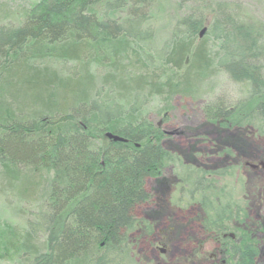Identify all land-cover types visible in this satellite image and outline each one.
I'll return each mask as SVG.
<instances>
[{
	"label": "trees",
	"instance_id": "obj_1",
	"mask_svg": "<svg viewBox=\"0 0 264 264\" xmlns=\"http://www.w3.org/2000/svg\"><path fill=\"white\" fill-rule=\"evenodd\" d=\"M106 1L40 0L33 12L22 11L18 25L0 27V97L10 103L1 107L6 117L0 122L1 175L27 180L23 171H12L20 167L52 176L29 228L0 226V256H15L19 264H108L111 257L113 264L125 259L137 264L130 245L149 228L140 221L162 210L158 195L167 182L162 173L168 162L179 160L165 146L171 137L162 119L151 122L145 107L154 97L195 93L213 68L245 84L248 96L230 108L220 102L203 106L209 124L225 134L212 142V150L226 166L200 168L198 182L207 191L196 189L185 197L198 206L194 220L206 230L224 231L244 208L248 224L264 225V180L243 174L253 150L264 157L263 31L249 25L260 31L254 36L242 24L219 22L209 29L212 44L208 36L197 43L204 26L192 15L155 51L152 32L142 31L155 0ZM124 10L126 17L113 18ZM228 26H236V46L229 49L228 33L219 34ZM222 170L224 179L246 189V199L222 194L217 183ZM148 179L157 184L152 193ZM28 183L18 189L19 196L34 199ZM232 184L230 192L237 189ZM210 188L218 192L208 194ZM154 198L157 210L137 218V207ZM166 217L172 219L160 218ZM250 233L241 244H227L230 264H256L261 240Z\"/></svg>",
	"mask_w": 264,
	"mask_h": 264
},
{
	"label": "rangeland",
	"instance_id": "obj_2",
	"mask_svg": "<svg viewBox=\"0 0 264 264\" xmlns=\"http://www.w3.org/2000/svg\"><path fill=\"white\" fill-rule=\"evenodd\" d=\"M38 1L40 0H0V27L18 25L21 20L22 11ZM115 1L116 0H107L105 5L110 2L114 3ZM150 3H152L151 9H148L149 16L146 22L142 25V31L147 30L152 32V48L155 51L161 49L164 44L171 39L174 28L179 21L182 22L192 15L202 18L203 26L207 27V31L204 35L202 37L199 35L198 40L196 41L197 43H199L200 39L208 36L207 43L212 44L213 36L208 34L209 29L219 22L223 24L231 23L233 21L246 23L248 25H253L256 29L262 30L264 34V0H155L153 2L150 1ZM103 10L104 5H102L100 10L101 15H104ZM111 13L113 12L110 11L106 15L110 16ZM127 15L128 12L124 10L121 14H117V16L113 18L126 17ZM248 25L242 26L254 36L256 32H260ZM235 27L236 26H228L227 28L224 27L219 30V34L221 35L224 32L228 33V38L224 39L226 43L224 45L228 49L236 46L235 43L232 42L233 37L236 35ZM217 42H219L217 44H220V41ZM214 50H218L217 46ZM246 90L247 86L233 80L227 71L222 69L216 70L213 68L210 74L206 77L204 83L197 87L195 93H177L167 98L154 97L147 104L145 107L146 117L154 124H158L162 119V129L165 132L172 133L171 135L166 133L171 139L165 140V146L169 151L179 156V160L177 159L176 161L168 162L162 173V178L166 179L167 182L163 185L164 189L160 191L158 195L161 199L159 206H162V210L157 213L158 215H168L169 211L172 213L173 210L174 214L172 217L174 220H194L196 208H198V206L191 205L185 196L192 194L194 190H196V185H198V183L199 185H202L198 182L200 180L199 178L203 175L200 173V168L204 169L205 165L211 168H224V166L220 165L225 164L224 160L214 154L212 150V142L214 143L215 141L222 139L225 137V134L223 132H216L213 126L209 124L204 116L203 106L205 103L220 102L224 104V106L230 108L247 98L248 95ZM0 98H3V101H5L4 104L0 103V122H5L6 117L1 113V107L5 104L9 105L10 103L7 102L8 100L3 94ZM259 156V152L253 150L251 153V159L248 161L255 163V160H258ZM15 169L20 172L23 171L25 176H27L25 178L28 179L19 182V180H14L9 174L4 177L0 172V226L2 227L7 223L20 230H25L30 227L33 221H36L39 209L41 208V194L45 193L44 185L46 184L48 186V179L52 178V176L47 174L39 175L31 170L27 171L20 167L13 168L12 171L14 172ZM219 173L221 178H217V183L218 187L223 190L222 194L226 193L224 195L234 197L235 199L238 197L241 200L246 199L245 196H243L246 189L244 188L241 190V188H239L241 185L239 181H233L229 178L224 179V170ZM245 173L247 175L248 173H254V171L247 167ZM40 176L44 178H40ZM189 177L191 178V181L188 183L189 185L187 184L185 187L184 182ZM262 179L264 180V177ZM30 180L31 182L28 183ZM25 181H27L30 187L29 189L32 190L34 199L27 195L19 196L18 189L22 190V187L27 185ZM231 181L237 184V189H234V192H230L233 186ZM177 185L183 187L182 194L176 188ZM156 188V181L148 179L147 189L152 193ZM252 191L253 190H251V192ZM214 192H218V189L210 188L207 193L213 194ZM183 199H185L186 205L184 201H182ZM165 200L169 205L166 203L164 204ZM158 203L159 201L154 198L153 200L140 205L136 209L135 216L137 218L145 217L151 211L157 210L156 207ZM188 203L190 206H188ZM181 206L183 209L179 210L178 208ZM241 206H243V204H241ZM260 214H263V211H261ZM166 218L162 221L165 224L168 222L167 220H169L168 218L166 220ZM157 229L160 231L164 228ZM193 230L194 235H198L200 240L206 237L200 227V223L195 222L194 225L185 228L182 233V238L173 237L169 243V263L186 264L187 261L185 258L190 255L195 247L194 243L190 244L186 242V237L192 234ZM37 234L39 242L42 244L44 237L41 236L40 231H38ZM169 235L171 238L173 233L169 232ZM152 239H158L157 235L154 237L143 236V238L137 242L136 248L131 249L136 255V259H133L135 263L156 264L158 254L152 249ZM259 239L261 240L259 242L260 252L255 259V263L264 264L263 234L258 240ZM206 246L209 247L206 249L208 251L206 260L195 261L194 263H192V260H189L188 263L214 264V262L209 260V254L213 253L216 247L211 243H207ZM17 259L18 258L15 256L14 260L6 255L0 256V264H19L16 261ZM149 259L151 261H149ZM112 261H114V257L108 259V264H113ZM122 261L123 262L118 263L116 260L114 264H133L126 259Z\"/></svg>",
	"mask_w": 264,
	"mask_h": 264
},
{
	"label": "flooded vegetation",
	"instance_id": "obj_3",
	"mask_svg": "<svg viewBox=\"0 0 264 264\" xmlns=\"http://www.w3.org/2000/svg\"><path fill=\"white\" fill-rule=\"evenodd\" d=\"M246 161H244V167H243L244 170H246V168L248 167L249 169L254 171V173H250V174L255 175L258 178L262 179L264 177V167L260 165L259 162L264 161V157L262 159L259 158L258 160H255V163L252 162L253 164L258 165L257 167H254V168L246 166ZM243 174H246L245 171H243ZM178 209L182 210L183 207L181 206ZM155 211L156 210H153V212ZM241 211L242 213H241L240 219L230 221L229 222L230 224L228 227L225 228V231H217L215 229L206 230L201 225V223L197 220L177 221L172 218L170 220H167L168 222L165 224L162 222L164 221L163 220L164 218H160L161 217L160 215L158 216L155 215L156 218L159 217L160 219L158 220L154 218V219L143 221V223L149 224L148 226L149 228L143 230L144 232L143 236L144 237L145 236L154 237L155 235H157L158 239L151 240L152 249L158 254L156 264H171L169 263V258H168L169 257L168 256L169 255V243L171 242V239H173V237L182 238L183 230H185V228H187L190 225H194L195 222H197V223H200V227L206 237L200 240L198 238V235L196 234L194 235V230L192 234L186 237V242L190 244L192 243L195 244L194 245L195 247L190 253V255L187 258H185V260L187 261L186 264H189L188 263L189 260H192V263H194L195 261L206 260L208 256V251L206 249L209 248L208 246H206L207 243H211L214 247H216L215 251L209 254L210 255L209 260L211 262H214V264H230L229 260L231 258V255L229 254V251H228L229 247L227 244L231 242H233L234 244H241L243 238L247 237V234L248 232L250 233V231H251L250 233L251 237H254L255 240H258V238L262 235L263 229H264V225L261 222H258V220H256V222L254 220L250 221V223L248 224L249 221L247 220V217H246L247 216L246 208L241 209ZM173 214L174 213L172 210V213H170L169 211L168 215L172 217ZM162 227L164 229L158 231L157 228H162ZM249 228L251 230H249ZM169 232L173 233V235H171V238L170 236L168 237L165 236ZM158 233H163V234L165 233L164 237L162 236L160 237ZM143 236L142 237L136 236L132 242V245H130V249L136 248L137 242L141 240ZM230 250H231V247H230ZM131 256L134 259H136L135 253L132 252ZM149 261L151 260L149 259Z\"/></svg>",
	"mask_w": 264,
	"mask_h": 264
},
{
	"label": "water",
	"instance_id": "obj_4",
	"mask_svg": "<svg viewBox=\"0 0 264 264\" xmlns=\"http://www.w3.org/2000/svg\"><path fill=\"white\" fill-rule=\"evenodd\" d=\"M207 31V27H203L202 29H201V31H200V37H202L203 35H204V33ZM166 133L167 134H172V133H169V132H167L166 131ZM108 136L109 137H112V135L111 134H108ZM115 140H118L119 138H114ZM259 164L260 165H262L263 167H264V161H261V162H259ZM246 166H249V167H252V168H254V167H257L258 165L257 164H253V163H251V162H246Z\"/></svg>",
	"mask_w": 264,
	"mask_h": 264
},
{
	"label": "bare ground",
	"instance_id": "obj_5",
	"mask_svg": "<svg viewBox=\"0 0 264 264\" xmlns=\"http://www.w3.org/2000/svg\"><path fill=\"white\" fill-rule=\"evenodd\" d=\"M30 11V12H33L34 11V9H32L31 8V6H29V7H27V8H25V11ZM237 23H239V24H242V25H248V24H246V23H242V22H237ZM249 26V25H248ZM199 185V184H198ZM196 185V189H200L199 190V194H201V192H205V191H207V187L205 186V184H203L202 183V185ZM227 209V208H226ZM235 209V208H234ZM236 210V209H235ZM141 219V218H140ZM140 223L141 224H145V223H143V220L142 221H140Z\"/></svg>",
	"mask_w": 264,
	"mask_h": 264
}]
</instances>
